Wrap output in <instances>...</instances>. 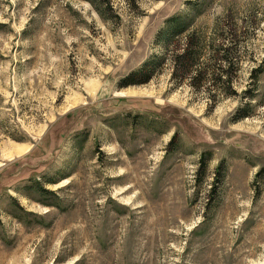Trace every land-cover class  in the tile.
Wrapping results in <instances>:
<instances>
[{"label": "rangeland", "instance_id": "rangeland-1", "mask_svg": "<svg viewBox=\"0 0 264 264\" xmlns=\"http://www.w3.org/2000/svg\"><path fill=\"white\" fill-rule=\"evenodd\" d=\"M0 264H264V0H0Z\"/></svg>", "mask_w": 264, "mask_h": 264}, {"label": "trees", "instance_id": "trees-1", "mask_svg": "<svg viewBox=\"0 0 264 264\" xmlns=\"http://www.w3.org/2000/svg\"><path fill=\"white\" fill-rule=\"evenodd\" d=\"M187 24H185L182 20L175 18V19H170L167 21V26H166V30H164L163 32V38H162V44L163 46H166L167 44H169V42H171L173 39H175L176 37H178L179 35H182L185 33L186 29H187ZM186 42H185V47L184 49L181 50V52H179L178 54H176V56L173 57V59L171 60L173 65L176 64H180L181 66H183V72L184 74L190 73L191 71H195L198 72L195 67L198 63L199 60V56H200V51H199V45L200 42H192L191 40V36L190 35H186L185 37ZM223 45L219 46V50L221 49L222 52V56L220 57V61L218 62H227V64H229V58H228V50L225 47H222ZM153 64L152 63H148L146 65L147 68L151 67ZM157 66V65H156ZM221 74H218L219 80H221L220 78Z\"/></svg>", "mask_w": 264, "mask_h": 264}, {"label": "bare ground", "instance_id": "bare-ground-1", "mask_svg": "<svg viewBox=\"0 0 264 264\" xmlns=\"http://www.w3.org/2000/svg\"><path fill=\"white\" fill-rule=\"evenodd\" d=\"M27 151H28V149H19V150H15L14 154L21 155L23 153H26Z\"/></svg>", "mask_w": 264, "mask_h": 264}]
</instances>
